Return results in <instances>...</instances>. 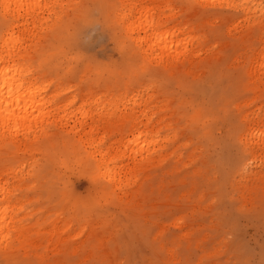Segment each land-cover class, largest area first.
I'll use <instances>...</instances> for the list:
<instances>
[{"label":"rangeland","instance_id":"obj_1","mask_svg":"<svg viewBox=\"0 0 264 264\" xmlns=\"http://www.w3.org/2000/svg\"><path fill=\"white\" fill-rule=\"evenodd\" d=\"M58 1L0 0L1 94L44 103L0 127V264H264V0Z\"/></svg>","mask_w":264,"mask_h":264},{"label":"bare ground","instance_id":"obj_2","mask_svg":"<svg viewBox=\"0 0 264 264\" xmlns=\"http://www.w3.org/2000/svg\"><path fill=\"white\" fill-rule=\"evenodd\" d=\"M4 1V0H3ZM8 1V0H7ZM10 1V0H9ZM29 0H17V3H18V7L17 8H19V10L24 6V2L25 3H27V5H28V7H31V9L30 8H28V13H27V15L29 16L30 15V13L31 12H33L36 8H40V9H42L41 11H44L45 9H47V8H49L51 5V3L53 2L54 3V1L55 0H34L31 4H29V2H28ZM60 1V0H59ZM58 1V2H59ZM139 1V0H138ZM205 1H207V0H205ZM2 2V1H1ZM61 2V1H60ZM62 2H64V4H65V1L63 0ZM44 3V4H43ZM204 3V2H203ZM6 4V3H5ZM59 4H61V3H59ZM212 4V3H211ZM7 5V4H6ZM9 6H10V4H8ZM62 5V4H61ZM126 5H127V3H126ZM200 5V4H199ZM204 5V4H203ZM213 5V4H212ZM53 6H54V4H53ZM162 6V5H161ZM209 6H210V4H209ZM134 7V6H133ZM11 8V7H10ZM26 8H27V6H26ZM53 8V7H52ZM145 8V7H144ZM14 9V8H13ZM51 9V8H50ZM183 9V8H182ZM7 10V9H6ZM9 10V9H8ZM14 10H16V9H14ZM13 10V11H14ZM48 10V9H47ZM24 11V10H23ZM26 11V10H25ZM31 11V12H30ZM49 11V10H48ZM51 12H52V9L50 10ZM128 11V10H127ZM132 11V10H131ZM144 11V10H143ZM7 12V11H6ZM5 12V13H6ZM18 12V11H17ZM57 12V11H56ZM120 12V11H119ZM124 12V11H123ZM135 12V11H134ZM172 12V11H171ZM173 12H175V11H173ZM53 13V12H52ZM136 13V12H135ZM134 13V14H135ZM147 13V12H146ZM117 14H118V12H117ZM129 14V13H128ZM137 14H139V13H137ZM136 14V15H137ZM119 15V14H118ZM127 15V14H126ZM126 15L124 14V16L126 17ZM17 16V15H16ZM22 16V15H21ZM117 16V15H116ZM122 16V15H121ZM123 16V17H124ZM131 16V15H130ZM61 17V16H60ZM143 17H145L146 19H145V21L144 20H142L143 19ZM156 17V16H155ZM134 20V19H133ZM130 21V20H129ZM27 23V21L26 22H24V25ZM133 25H135L136 27H138V28H140L141 30H142V28L144 29V30H148V29H151L152 30V32H151V34L149 35L150 36V38H151V40H152V44H150V47H151V49L153 48L154 49V47H156V48H158V49H161L160 51H161V53L162 52H164V53H170V52H172L173 51V48L176 46L175 44H174V42H173V39H175V37H177L178 38V36H174L173 35V33H171L169 30L167 31L166 30V28H165V30H162L160 27H159V23L158 22H155V20H154V17H153V15H148V14H142V15H140L139 16V18L138 19H136L135 21H133ZM26 26V25H25ZM124 26V25H123ZM177 26V25H176ZM14 27H15V25H14ZM17 27V26H16ZM172 27V26H171ZM175 27V26H174ZM177 27H180V26H177ZM169 28V27H168ZM192 28V27H191ZM26 29V28H25ZM136 29V28H135ZM140 29H139V31H140ZM181 29H183V28H181ZM12 30H13V28H12ZM134 30V29H133ZM173 30V29H172ZM184 30V29H183ZM14 31V30H13ZM27 31H29V30H27ZM26 31V32H27ZM33 31V30H32ZM179 31V30H178ZM187 30H184V31H182V32H185V34H186V36H187V32H186ZM12 32V31H11ZM136 32H137V30H136ZM21 34H22V32H20ZM32 33H34V32H32ZM142 33V32H141ZM177 33V32H176ZM140 34V33H139ZM184 34V33H183ZM185 34H184V36H185ZM6 35H7V33H6ZM34 35V34H33ZM179 35V34H178ZM181 35L182 34H180L179 36V38H181ZM193 35V34H192ZM9 36V35H8ZM12 36V35H11ZM138 36V35H137ZM183 36V37H184ZM199 36V35H198ZM16 37V36H15ZM18 37H21V35L20 36H18ZM18 37H17V39H18ZM136 37V36H135ZM196 38V40H197V36H195ZM178 38V39H179ZM185 38V37H184ZM183 38V39H184ZM187 38V37H186ZM201 38V37H200ZM5 39V38H4ZM10 39H12V38H10ZM142 39H145V40H147L148 39V37L147 36H145L144 38H142ZM133 40V39H132ZM187 40H188V38H187ZM5 41V40H4ZM22 41V40H21ZM179 40H177L176 42H178ZM11 42V41H10ZM175 42V43H176ZM188 42V45L190 44L189 42V40L187 41ZM17 43V42H16ZM20 43V42H19ZM22 43V42H21ZM135 43V42H134ZM144 43V42H143ZM181 43V42H180ZM192 43V42H191ZM205 43V42H204ZM6 44V43H5ZM15 44V43H14ZM18 44V43H17ZM137 44V43H136ZM179 44V43H178ZM182 44V43H181ZM2 45V44H1ZM21 45V44H20ZM139 45V44H138ZM144 45H146V44H144ZM183 45V44H182ZM198 45V44H197ZM201 45V44H200ZM16 46V44L13 46V47H15ZM179 46V45H178ZM7 47V46H6ZM11 47V46H10ZM9 47V48H10ZM139 47V46H138ZM189 47V46H188ZM16 48V47H15ZM180 50H181V48H179ZM179 49H177V51L176 52H178L179 51ZM191 48L189 47V50H190ZM201 49V48H200ZM200 49H198V50H200ZM264 49V48H263ZM3 49L1 48V50L0 51H2ZM18 50H20V48L18 49ZM150 50V49H149ZM156 50V49H155ZM155 50H153V52L155 51ZM188 50V49H187ZM197 50V51H198ZM208 50V49H207ZM210 50V49H209ZM4 51V50H3ZM141 51V50H140ZM151 51V50H150ZM160 51L158 52V53H160ZM5 52V51H4ZM14 52V51H13ZM190 52H191V50H190ZM192 52H194V50L192 51ZM9 53V52H8ZM11 54H12V52H10ZM18 53V52H17ZM148 53V52H147ZM175 53V52H174ZM186 53V52H185ZM195 53V52H194ZM16 54V53H15ZM145 54H146V52H145ZM149 54H150V52H149ZM154 54H156V53H154ZM191 54H193V53H190V56H192ZM7 55V54H6ZM13 55H14V53H13ZM22 55V54H21ZM147 55V54H146ZM173 55H175V54H173ZM182 55V54H181ZM185 55V54H184ZM12 56V55H11ZM144 56V55H143ZM152 56V55H151ZM176 56V55H175ZM175 56H173L174 58H175ZM193 56H194V54H193ZM260 56V55H259ZM3 57V56H2ZM5 57H7V56H5ZM153 57V56H152ZM181 57V56H180ZM194 57H196V56H194ZM10 58V57H9ZM150 58V57H149ZM173 58V59H174ZM184 58H185V56H184ZM1 60L3 59V58H0ZM8 59V58H7ZM14 59V58H13ZM152 59V58H151ZM176 59V58H175ZM179 59V58H178ZM259 59V58H258ZM4 60V59H3ZM2 60V61H3ZM8 60H10V59H8ZM8 60H6V61H8ZM186 60V59H185ZM262 60H263V57H262ZM5 61V60H4ZM1 62V61H0ZM258 62H262L261 60L260 61H258ZM3 64H4V62H3ZM10 64V63H9ZM155 64V63H154ZM183 64V63H182ZM5 65H6V63H5ZM8 65V64H7ZM13 65H14V63H13ZM159 65V64H158ZM1 66H2V64H1ZM16 66V65H15ZM10 67L11 66H6L5 68L4 67H2V68H4L1 72H0V84L2 83L3 85H6L8 88H10L9 90H8V93H11L12 91H13V88H22L25 84H24V81H21L20 80V82L19 83H16V84H14L15 86H13V79H14V74H12L13 72H15V69H10ZM21 67V66H20ZM261 67V66H260ZM12 68V67H11ZM23 68V67H22ZM14 70V71H13ZM18 70H20L18 67H17V69H16V71H18ZM24 70V72H25V69H23ZM257 71V70H256ZM16 73V72H15ZM21 73V72H20ZM254 73V72H253ZM23 74V73H22ZM249 74H251V73H249ZM262 75H263V73H262ZM251 80H253V79H251ZM30 81V80H29ZM254 82V81H253ZM31 83H32V81H31ZM238 83H239V81H238ZM31 85V84H30ZM20 90V89H19ZM2 89H0V127L1 126H6V125H13V126H17V128L16 129H18L19 130V128H29V126H31V123L32 122H34V121H36V120H41V118L40 119H38L39 117H41V110L44 108V103H41L40 105H36L34 102H33V99H32V97H30V98H28V97H26V95H25V97L24 96H22V97H16V98H14V99H6L5 97H4V94H1L2 93ZM28 95H29V93H30V91L28 90L27 92H26ZM6 95V94H5ZM37 95H38V93H37ZM135 97V96H134ZM133 97V98H134ZM138 97V96H137ZM135 100V99H134ZM137 100V99H136ZM22 101L24 102L23 103V105L21 104L22 103ZM136 106H138V105H136ZM35 113H36V115H35ZM138 113V112H137ZM152 113V112H151ZM141 114V113H140ZM47 115H49V114H47ZM46 115V116H47ZM150 115V114H149ZM45 116V117H46ZM49 118V117H48ZM51 120V119H50ZM45 122V121H44ZM43 123V122H42ZM145 123V125H146V122H144ZM156 123V122H155ZM39 124V123H38ZM82 124V123H81ZM153 124V123H152ZM40 125V124H39ZM33 126V125H32ZM82 126V125H81ZM155 126V125H154ZM19 127V128H18ZM34 127V126H33ZM6 128V127H5ZM5 128H1L3 131L4 130H6ZM7 128H8V126H7ZM11 128V127H10ZM9 128V129H10ZM14 128V127H13ZM13 128H11L13 131H14V129ZM35 128H37V127H35ZM76 128V127H75ZM82 128H83V126H82ZM141 130L142 128H138V130ZM11 130V131H12ZM32 130V129H31ZM36 130V129H35ZM39 130V129H38ZM70 130V129H69ZM76 130V129H75ZM154 130V129H153ZM8 131V130H7ZM6 131V133H8ZM20 131H22V129L21 130H19V132ZM26 131V130H25ZM34 131V130H33ZM40 131V130H39ZM67 131V130H66ZM71 131V130H70ZM69 131V132H70ZM145 131V130H144ZM259 131V130H258ZM38 132V131H37ZM95 132V131H94ZM256 132V131H255ZM262 132H264V131H262ZM2 133V132H1ZM5 133V132H4ZM21 133V132H20ZM27 133L28 132H26V135H27ZM31 133V132H30ZM138 133L139 134H141V131L139 132L138 131ZM143 133V132H142ZM147 133V132H146ZM13 133H10V135H12ZM25 134V133H24ZM23 135V134H22ZM29 135V134H28ZM143 134H141V136H142ZM7 136V135H6ZM147 136V135H146ZM9 137V136H8ZM137 137H139L140 138V136H137ZM143 137V136H142ZM141 137V138H142ZM19 138H20V136H19ZM22 138H24V136L22 137ZM139 138H134V141H137ZM140 138V139H141ZM143 138H145V135H144V137ZM256 138V137H255ZM25 139V138H24ZM29 139V138H28ZM80 139H82L83 140V138H80ZM91 139V138H90ZM149 139H153L152 137L150 138L149 137ZM257 139V138H256ZM260 139V138H259ZM88 139H86V141H87ZM146 140H148V138L146 137ZM154 140V139H153ZM33 141V140H32ZM96 141V140H95ZM140 140H138L137 142H139ZM248 141V140H247ZM257 141V140H256ZM85 142V141H84ZM86 143V142H85ZM259 143V142H258ZM87 144V143H86ZM89 144V143H88ZM92 144V143H91ZM264 144V143H263ZM19 145V144H18ZM21 145H23V144H21ZM85 145V144H84ZM134 145V144H133ZM132 145V146H133ZM149 145V144H148ZM88 146V145H87ZM92 146H93V144H92ZM129 146H131V144H129ZM131 146V147H132ZM152 146V145H151ZM133 147H135V146H133ZM139 147H140V142H139ZM129 148V147H128ZM86 149V148H85ZM94 149L96 150V148L94 147ZM98 149V148H97ZM102 149V148H101ZM132 149V148H131ZM94 150V151H95ZM134 150V149H133ZM99 153H101V156H99L100 158L102 157V152L101 151H98ZM96 153V152H95ZM95 153H91L92 155L94 154V155H96ZM90 154V155H91ZM128 154V153H127ZM107 155V154H106ZM121 156V155H120ZM96 157V156H95ZM103 157H105L104 155H103ZM102 157V158H103ZM157 157V156H156ZM99 158V159H100ZM109 159H111L110 157H109ZM101 160V159H100ZM149 160V159H148ZM102 161V160H101ZM106 162V161H105ZM121 164V163H120ZM100 165H102V162H101V164ZM129 165V164H128ZM131 165V164H130ZM99 166V165H98ZM103 166V165H102ZM115 166V165H114ZM123 166H124V164H123ZM118 167V166H117ZM116 167V168H117ZM99 168V167H98ZM112 168V167H111ZM116 168H114L113 170L115 171V169ZM124 168V167H123ZM108 169H110V166L108 167ZM120 169V168H119ZM144 169H146V168H144ZM103 170H104V168H103ZM118 170V169H117ZM116 170V171H117ZM121 170H122V168H121ZM139 170V169H138ZM113 171V172H114ZM115 171V172H116ZM123 171V170H122ZM121 171V172H122ZM108 172V171H107ZM112 173V172H110V173H112V175H114L115 176V174L116 173ZM124 172V171H123ZM133 172H134V170H133ZM109 173V174H110ZM128 173V172H127ZM135 173V172H134ZM108 174V175H109ZM122 175H124L125 173H121ZM117 175H119V173L117 174ZM116 175V176H117ZM121 175V176H122ZM17 176V175H16ZM110 176V175H109ZM124 176H126V174L124 175ZM105 177V176H104ZM111 177V176H110ZM113 177V176H112ZM109 178V177H108ZM107 178V179H108ZM115 178V177H114ZM113 178V179H114ZM118 178V177H117ZM121 178H123V176L121 177ZM125 178V177H124ZM108 181H109V179H108ZM113 181V180H112ZM114 181H116V180H114ZM118 181H120V179H118ZM118 181H117V183H118ZM114 183V182H113ZM120 183V182H119ZM119 183H118V186H119ZM116 184V183H115ZM114 184V186H116ZM112 187H113V184H112ZM2 188V187H1ZM6 188V187H5ZM6 190V189H5ZM113 191H114V189H113ZM5 196V195H4ZM7 198V197H6ZM0 212H1V209H0ZM4 212V211H3ZM7 218H6V222H7ZM11 222V221H10ZM11 224H15L16 225V223H11ZM3 225H4V218H3V214L0 216V232L2 231V227H3ZM9 225V224H8ZM54 226V225H53ZM57 226H58V224H57ZM11 227V225H9V228ZM18 228V227H17ZM21 228V227H20ZM4 229V228H3ZM19 229V228H18ZM57 229V228H56ZM56 229H55V231H56ZM49 230V229H48ZM4 231V234H5V230H3ZM16 231H18V230H16ZM47 231V230H46ZM52 232H54V230L52 231ZM25 233V232H24ZM8 234V233H7ZM53 235V234H52ZM26 236V235H25ZM6 239H7V237H6ZM50 240H51V238H50ZM17 241H18V239H17ZM7 242V241H6ZM5 242V243H6ZM1 244V243H0ZM38 244V243H37ZM6 245V244H5ZM33 245V244H32ZM20 250V249H19ZM46 251V250H45ZM22 253V252H21ZM15 254V253H14ZM19 254V253H18ZM16 255V254H15ZM20 255V254H19ZM21 256V255H20ZM23 256V255H22ZM25 257V256H24Z\"/></svg>","mask_w":264,"mask_h":264}]
</instances>
